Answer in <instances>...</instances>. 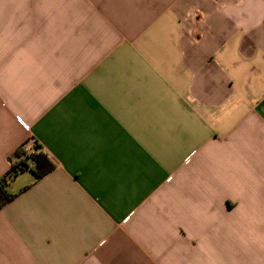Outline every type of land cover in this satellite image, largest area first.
Listing matches in <instances>:
<instances>
[{"label":"crops","instance_id":"0c3cea01","mask_svg":"<svg viewBox=\"0 0 264 264\" xmlns=\"http://www.w3.org/2000/svg\"><path fill=\"white\" fill-rule=\"evenodd\" d=\"M23 143L0 264H264V0H0Z\"/></svg>","mask_w":264,"mask_h":264},{"label":"trees","instance_id":"16d2710c","mask_svg":"<svg viewBox=\"0 0 264 264\" xmlns=\"http://www.w3.org/2000/svg\"><path fill=\"white\" fill-rule=\"evenodd\" d=\"M26 143H23L12 153V158H15L16 161L10 163V168L8 171L0 177V206L5 202L9 201L14 194L8 193L6 191L7 182L14 177L19 172H24L29 170L34 174L35 177H40L43 174L52 170L53 166L49 162L48 158L41 151H36L32 154H26L23 150V146ZM34 148H38V145L34 143ZM30 160L28 164L26 160Z\"/></svg>","mask_w":264,"mask_h":264},{"label":"built area","instance_id":"2783aa9c","mask_svg":"<svg viewBox=\"0 0 264 264\" xmlns=\"http://www.w3.org/2000/svg\"><path fill=\"white\" fill-rule=\"evenodd\" d=\"M25 127H26V126H25ZM26 128H27V127H26ZM23 150H24V152H25L26 154H32V153H34L32 147L27 146V145H24V146H23Z\"/></svg>","mask_w":264,"mask_h":264},{"label":"rangeland","instance_id":"374dc122","mask_svg":"<svg viewBox=\"0 0 264 264\" xmlns=\"http://www.w3.org/2000/svg\"><path fill=\"white\" fill-rule=\"evenodd\" d=\"M26 161H27L28 164L30 163V160L27 159Z\"/></svg>","mask_w":264,"mask_h":264}]
</instances>
